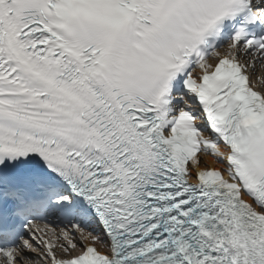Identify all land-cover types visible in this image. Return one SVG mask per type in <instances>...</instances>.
<instances>
[{"label":"snow or ice","instance_id":"1","mask_svg":"<svg viewBox=\"0 0 264 264\" xmlns=\"http://www.w3.org/2000/svg\"><path fill=\"white\" fill-rule=\"evenodd\" d=\"M0 264H264V0H0Z\"/></svg>","mask_w":264,"mask_h":264}]
</instances>
